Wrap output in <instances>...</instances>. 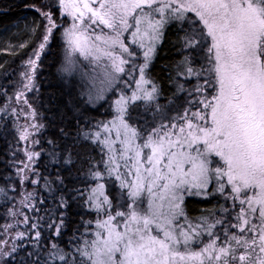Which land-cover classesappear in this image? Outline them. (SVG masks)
Instances as JSON below:
<instances>
[{
	"label": "snow or ice",
	"instance_id": "6c2138e0",
	"mask_svg": "<svg viewBox=\"0 0 264 264\" xmlns=\"http://www.w3.org/2000/svg\"><path fill=\"white\" fill-rule=\"evenodd\" d=\"M32 7V55L12 94L0 87V112H20L14 99L27 105L16 172L19 203L33 211L20 213L24 230L5 234L11 245L0 240V264H264V0ZM57 41L66 122L46 137L50 150H30L46 125L28 93L39 98L45 51ZM165 45L176 58L163 60ZM45 151L65 174L35 167ZM25 182L42 185L51 207ZM16 188L0 185V195ZM197 196L217 203L194 208ZM74 204L90 211L73 219Z\"/></svg>",
	"mask_w": 264,
	"mask_h": 264
},
{
	"label": "trees",
	"instance_id": "16d2710c",
	"mask_svg": "<svg viewBox=\"0 0 264 264\" xmlns=\"http://www.w3.org/2000/svg\"><path fill=\"white\" fill-rule=\"evenodd\" d=\"M46 2L47 0H0V87L9 88V95L12 94L11 85L14 82H18L21 78L20 71L22 72L23 70L24 61L28 56L32 55V43L26 44V41H29V33L25 27L26 23H30L34 17L39 19L38 10L33 8L32 5L42 6ZM5 48L9 50L3 51ZM165 53H162L164 61L176 58V52L168 45H165ZM45 56L47 59L41 69L39 98H35L32 92L28 93L30 99H34L37 105L39 113L37 119L46 125L39 133H35L39 138V144L33 146L31 138L27 142V147L30 150L35 147L37 151L41 150V146L44 149H49L46 137L57 135L59 128L64 127L66 122L65 114L67 112L63 101L66 98L65 93L67 90L64 86L69 83V79L59 70L65 57L63 42L57 41L53 43L50 49H46ZM75 79L79 81V74L76 75ZM77 87H79V84H77ZM4 101L5 97L0 92V106L4 105ZM11 106L18 107L21 111L13 112L9 108L7 112H0V185L17 184V188L11 190L7 198L0 195V240L7 238L9 245L12 243V237H6L5 234L8 232L14 234L17 230L25 229V225L20 223L24 219V216L20 214L21 211L24 213H32L33 211L26 204L21 205L19 203L23 192L16 172L18 167H23L19 161L25 159V153L23 152L25 141L20 137L17 125H20L26 118L24 112L27 111L25 109L27 105L23 101L14 99L11 102ZM92 107L99 109L98 112L94 113L95 115H100L104 112V108H99V105ZM67 115L68 117L71 116L70 113ZM27 120L25 119V121ZM13 152H15V156ZM35 167L40 168L45 177L49 175L56 177L57 175L65 174V170L61 169L59 163L49 161L46 151L41 153ZM70 179L78 181L80 177L73 176ZM25 183L28 191H31L35 186L32 183ZM35 187L39 194L48 197L46 207H51V196L47 190L42 185ZM191 199L194 208L211 207L217 203V200L212 198H206L205 201L197 198ZM13 207L17 210L16 216H13L10 212ZM73 209V219H76L77 214L84 215L86 211H90L76 207L75 204ZM5 225H11V227L9 228Z\"/></svg>",
	"mask_w": 264,
	"mask_h": 264
},
{
	"label": "rangeland",
	"instance_id": "374dc122",
	"mask_svg": "<svg viewBox=\"0 0 264 264\" xmlns=\"http://www.w3.org/2000/svg\"><path fill=\"white\" fill-rule=\"evenodd\" d=\"M79 60H80V62L83 63L84 66L87 67V68H90V69H95V68H97V65H96V64L92 63L91 61L85 59V58L82 57V56L79 57ZM22 67H23V70H24V65H23ZM23 70H22V71H23ZM20 73H21V71H20ZM25 109L28 110V108H25ZM25 119H28L27 121H28L29 123H31V117L26 116ZM25 119L20 123V125L23 126V122L25 121ZM193 198H197V199H200V200H203V201H205V199H206V198H204V197H198V196H197V197H193ZM209 198H210V197H209Z\"/></svg>",
	"mask_w": 264,
	"mask_h": 264
}]
</instances>
